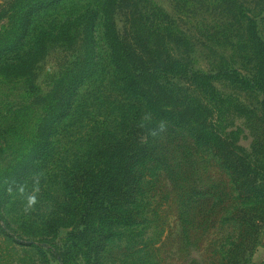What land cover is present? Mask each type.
Masks as SVG:
<instances>
[{"label": "rangeland", "instance_id": "374dc122", "mask_svg": "<svg viewBox=\"0 0 264 264\" xmlns=\"http://www.w3.org/2000/svg\"><path fill=\"white\" fill-rule=\"evenodd\" d=\"M102 1L65 0L36 14L24 46L8 52V61L17 62L30 54L39 35L48 45L29 75L0 73V264H226L236 249L245 252L241 264H264V225L255 244L253 237L246 242L250 230L240 218V209H247L256 229L264 199L238 195L226 166L209 146L176 145L173 132L161 147L162 160L147 159L139 166L142 188L130 205L138 214L136 223L114 226L102 248L85 221L62 226L70 222L64 215L68 194L62 181L97 138L122 136L127 115L133 122H162L122 85L101 14L92 43V75L72 86L76 109L62 117L49 149L33 163V177L40 176L38 203L33 212L24 213V197L15 190L20 183H9L10 170L31 146L44 103L72 82L84 58L75 30L71 43L42 30L56 31L66 18L89 6L101 12ZM150 1L169 14L170 25L184 38L181 48L172 45L169 51L189 72L169 76L168 82L214 107L239 151L264 167V0ZM27 3L0 0V35L14 28ZM130 13L125 9L116 15L124 35L134 29ZM159 25L154 19L155 29ZM33 177L23 183L29 189ZM50 219L58 221L52 225Z\"/></svg>", "mask_w": 264, "mask_h": 264}, {"label": "trees", "instance_id": "16d2710c", "mask_svg": "<svg viewBox=\"0 0 264 264\" xmlns=\"http://www.w3.org/2000/svg\"><path fill=\"white\" fill-rule=\"evenodd\" d=\"M64 1L28 0L26 7L16 15L18 21L14 28L0 35L1 74H30L33 64L45 55L48 48L43 38L45 36L37 37L30 54L23 60L9 62L8 52L24 46L36 14L51 10ZM125 9L131 12L129 20L134 28L128 35L121 33L116 18L117 12ZM99 14L102 15L104 34L111 49V61L119 72L122 85L144 100L152 117L166 124V131L154 135L158 124L142 118H136L133 122L127 115L121 123L122 136L100 135L94 148L77 161L74 169L62 181V188L68 194L64 215L70 221L62 226L72 227L85 221L97 234L99 247L102 248L112 236L114 226L136 223L138 214L130 205L135 203L142 188L143 176L139 166L147 159L162 160L160 150L165 147L170 132L176 133V145L189 146L197 142L209 146L226 166L238 195L264 199V167H259L247 154L239 151L234 135L220 125L214 107L193 99L188 92L183 93L168 82L169 76L189 72L183 60L169 51L172 45L181 48L184 38L176 34L170 25L169 14L150 0H103L101 12L89 6L78 15L66 18L56 31L42 30L43 35L66 39L69 43L75 38L72 36L75 30L84 47V58L72 82L60 86L55 96L44 103V115L38 119L31 146L11 168L9 183L21 185L33 177L34 161L49 149L58 125L63 121L62 117L70 116L76 109L77 95H71L72 86L78 84L77 80L85 83L92 75L95 53L92 43L95 41ZM154 19L160 23L157 29L153 26ZM149 25L151 28H148ZM254 32L252 39L256 40L259 37ZM79 88L81 85L76 92ZM240 212L244 213L240 217L243 224L250 230L243 240L249 242L253 237L255 244L261 228L259 226L264 225V212L256 229H252L256 221L250 219L251 212L247 209H240ZM52 221L58 219L50 221L53 225L56 222ZM244 255L245 252L236 249L231 252L226 264H241Z\"/></svg>", "mask_w": 264, "mask_h": 264}, {"label": "clouds", "instance_id": "9594fccd", "mask_svg": "<svg viewBox=\"0 0 264 264\" xmlns=\"http://www.w3.org/2000/svg\"><path fill=\"white\" fill-rule=\"evenodd\" d=\"M166 131V124L161 122L157 129L154 131V135ZM40 176L37 175L33 177L32 186L29 189L26 185L21 184L16 187V191L24 197L25 203L23 206V211L25 214H30L35 210V205L38 203V193L40 191ZM10 192L13 191L12 188L8 189Z\"/></svg>", "mask_w": 264, "mask_h": 264}]
</instances>
